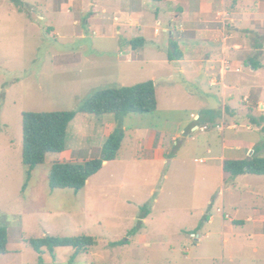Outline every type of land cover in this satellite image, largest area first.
Here are the masks:
<instances>
[{
	"label": "rangeland",
	"instance_id": "1",
	"mask_svg": "<svg viewBox=\"0 0 264 264\" xmlns=\"http://www.w3.org/2000/svg\"><path fill=\"white\" fill-rule=\"evenodd\" d=\"M19 2L22 12L14 0H0V226L8 232V253L0 256V264H264V232L257 231L264 216V177L239 180L263 197L241 195L240 217L226 205V218L243 222L234 224L233 231L223 229L221 201L235 200L222 169L211 159L231 138L258 144L261 152L253 156L264 157V134L255 124L264 120V109L249 89L258 82L262 94H257L264 100V70L259 80H248L235 93L233 107L241 125L223 134L218 130L223 128L221 96L198 89L189 69L181 74L182 66L198 71L202 64L169 61L157 2L146 1L142 7L132 0ZM243 4L253 6L255 0ZM245 28L250 36L240 40L248 49L243 55L264 66V52H255L259 46L264 51V31L251 24ZM155 30L161 32L158 41L133 48L137 40L155 41ZM146 82L156 88L155 113L129 114L119 123L114 115L79 114L68 129L66 151L48 155L23 191L25 113L74 111L99 90ZM239 112L249 119H241ZM195 116L202 121L196 123ZM196 124L209 130L191 132ZM116 129L124 132L119 160L126 164L102 169L79 194L50 188L53 162L101 158ZM150 132L165 135L172 151L162 170L148 157L150 162L134 163L149 156ZM206 214L213 218L211 225H206ZM145 218L147 224L140 226L137 220ZM81 235L97 240L82 254L57 248L40 255L26 242Z\"/></svg>",
	"mask_w": 264,
	"mask_h": 264
},
{
	"label": "crops",
	"instance_id": "2",
	"mask_svg": "<svg viewBox=\"0 0 264 264\" xmlns=\"http://www.w3.org/2000/svg\"><path fill=\"white\" fill-rule=\"evenodd\" d=\"M146 1L150 2V0H132V3L136 2L138 6L142 7L143 2ZM157 3L159 5L156 10V18L157 22L160 23L158 26H163L161 32L166 38L165 47L170 49V43L173 40L177 42L183 55L182 60L173 63H180L182 65L184 63L188 64L189 62L191 65L192 62H200L202 64L199 66L198 71L194 70L191 66H182V68H180L181 74L184 76L187 73L186 70L189 69L191 75L195 77L194 83L198 84L200 87L198 89L205 88V91L208 90L211 94L214 92L213 90L218 92L221 96L220 111L222 112V123L224 127V129L220 131L223 134L226 129L237 131L239 129L238 125H241V122L236 119L238 115L236 110L238 109L233 107L235 93L239 91L248 80H259L262 69L264 70L263 65L256 63L255 66L253 62L249 63V61H247L248 58L243 54L248 49L242 46L240 40L243 36L245 37L246 33H248L247 38L250 36V31H245L246 24H251L253 27L264 31V0H255L253 6L244 5L243 0H161ZM161 5H163L164 8H162ZM137 11L138 13L136 14H142L141 10L138 9ZM161 32L155 30L154 38H157L155 41L144 38V45L148 43L154 44V42L158 41ZM261 51L264 52L261 46L257 47L255 50V52ZM239 53H241V56L239 55L237 57L236 54ZM249 89L251 91L255 90L254 94L259 103V108L261 107L264 109V100L258 96V94H262L259 83H252ZM248 99V97H244L243 102H248ZM239 114L241 119H249V116L242 117L240 112ZM197 117L198 116H195V119H197ZM201 121L202 119H200L198 123ZM193 127L191 128V132H193ZM247 129L253 131L251 127ZM258 130L262 132V127H258ZM147 143L149 147V156L139 157L137 158V162L134 163H140L143 159H145V162H150V159L151 162L158 163L157 168L159 170L168 166V158L173 157V155L172 151L167 148L165 135L161 132H153V134L150 132ZM248 144L249 145L235 141L231 138L226 144L225 142L223 143L221 153L219 154V152H217V154L211 158L213 162L218 163L222 169V178L229 181L228 192L232 196V199L235 200V202L229 201L227 204L225 201H221L222 208L218 210V212L223 214V229H230L233 231L234 224L243 222L240 218H226V215H224L226 205L233 211L235 216L240 217V213L242 212L240 200L243 199L241 195H250L257 198L263 197L251 191L250 185L240 184L239 182L241 178L255 175H244L233 179L230 174L224 171V163L228 160L251 161L249 160L250 154L252 151H254L255 154L258 144ZM207 153L209 155L214 154L210 149L207 150ZM147 157L149 158L148 160L146 159ZM119 159L120 155L118 160L105 162L103 169L111 164L112 166H115L117 163L126 164ZM175 159L176 158H173V161H175ZM128 162L130 164L132 163V161ZM169 177L168 174H164L166 180H168ZM248 191L251 192L248 193ZM252 210L255 213L259 212V208L255 204L252 205ZM206 215L210 216L209 214ZM228 220H230L229 222H231V225H228ZM260 220L261 226L257 231L264 232V216H262ZM247 221L253 222L254 220L253 218H248ZM137 222L144 226L147 224V219L145 218L141 221L137 220ZM212 223L213 218L210 216V220L206 222V225H211ZM202 227L204 226H199L198 229ZM193 237H195V235H193ZM228 243L229 240L226 239V244Z\"/></svg>",
	"mask_w": 264,
	"mask_h": 264
},
{
	"label": "trees",
	"instance_id": "3",
	"mask_svg": "<svg viewBox=\"0 0 264 264\" xmlns=\"http://www.w3.org/2000/svg\"><path fill=\"white\" fill-rule=\"evenodd\" d=\"M17 3L22 12V3ZM155 2L161 0H154ZM133 48L144 46V39L133 43ZM169 61H180L183 55L177 42L171 41ZM158 100L153 82L141 83L132 87L108 88L95 92L91 99L77 110L68 112H27L23 115V165L26 169V182L23 191L28 189L34 170L45 164L50 154H62L66 151L68 129L79 114L88 116L114 115L117 123L129 114H149L157 111ZM258 127L264 120L255 122ZM264 134V127H262ZM124 140L122 129H116L108 136L99 159H61L52 163L49 184L52 190H71L79 194L87 182L96 176L105 162L118 160ZM260 149L255 150L257 155ZM224 171L233 179L244 175L264 176V157L253 156L251 161H231L224 163ZM210 216H205V222ZM141 226V223H139ZM30 247L42 255L57 248H72L76 254H82L97 245L94 237L81 235L73 238L46 236L26 241ZM8 232L0 226V256L8 253Z\"/></svg>",
	"mask_w": 264,
	"mask_h": 264
},
{
	"label": "built area",
	"instance_id": "4",
	"mask_svg": "<svg viewBox=\"0 0 264 264\" xmlns=\"http://www.w3.org/2000/svg\"><path fill=\"white\" fill-rule=\"evenodd\" d=\"M195 121H196V123H198V122L200 121V118L197 117V119H195ZM221 129H224V127H223V128L218 127V130H221ZM208 130H209V127H208V126H203V127H201V126H199L198 124H196V126H194L193 129H192L193 132H196V131H199V132H206V131H208ZM200 163H202V161H200Z\"/></svg>",
	"mask_w": 264,
	"mask_h": 264
},
{
	"label": "water",
	"instance_id": "5",
	"mask_svg": "<svg viewBox=\"0 0 264 264\" xmlns=\"http://www.w3.org/2000/svg\"><path fill=\"white\" fill-rule=\"evenodd\" d=\"M253 154H254V151L251 152L250 157H249V160H252L253 159V157H252Z\"/></svg>",
	"mask_w": 264,
	"mask_h": 264
}]
</instances>
